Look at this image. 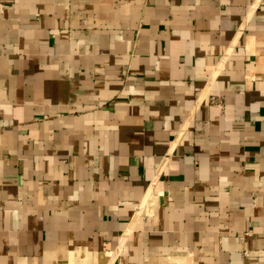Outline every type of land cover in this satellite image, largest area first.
Returning <instances> with one entry per match:
<instances>
[{
    "label": "crops",
    "instance_id": "0c3cea01",
    "mask_svg": "<svg viewBox=\"0 0 264 264\" xmlns=\"http://www.w3.org/2000/svg\"><path fill=\"white\" fill-rule=\"evenodd\" d=\"M0 4V264H264V0Z\"/></svg>",
    "mask_w": 264,
    "mask_h": 264
},
{
    "label": "built area",
    "instance_id": "2783aa9c",
    "mask_svg": "<svg viewBox=\"0 0 264 264\" xmlns=\"http://www.w3.org/2000/svg\"><path fill=\"white\" fill-rule=\"evenodd\" d=\"M0 12H3V5L0 4Z\"/></svg>",
    "mask_w": 264,
    "mask_h": 264
}]
</instances>
